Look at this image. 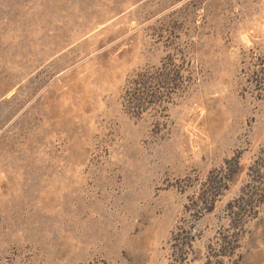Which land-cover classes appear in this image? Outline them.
Returning a JSON list of instances; mask_svg holds the SVG:
<instances>
[{"label": "rangeland", "instance_id": "rangeland-1", "mask_svg": "<svg viewBox=\"0 0 264 264\" xmlns=\"http://www.w3.org/2000/svg\"><path fill=\"white\" fill-rule=\"evenodd\" d=\"M254 180L264 0H0V264H264Z\"/></svg>", "mask_w": 264, "mask_h": 264}, {"label": "trees", "instance_id": "trees-1", "mask_svg": "<svg viewBox=\"0 0 264 264\" xmlns=\"http://www.w3.org/2000/svg\"><path fill=\"white\" fill-rule=\"evenodd\" d=\"M246 188H247V191L250 190V194L248 195L246 199L245 197H246L247 191L244 192L243 195H240V200L238 199L234 203L235 205H233L232 203H229L228 205L229 208H233V206L236 207L237 211H232V215L233 216L238 215L239 219H242L241 216L245 215L246 213H250V211H252L251 214H256L257 211H256L255 206L260 207L264 210V188L257 185L255 180H254V183L252 182L251 184L248 182L246 185ZM212 193L216 195V193H218V188L215 187ZM239 226H240V221L233 225V227H236V228ZM187 245H191V244L187 241L180 243V247H178L180 255L175 256L176 261L178 260L179 262H182L186 260V257H187L186 256L187 255L186 246ZM219 246H220L219 249H212L211 247L212 256H218L219 252H220V255H223V256H229V257L233 256L235 254L236 248L239 247L238 238L231 237L229 241H224ZM239 258H240V255H239ZM218 262L222 264L220 261ZM204 264H213V263L207 260L205 261Z\"/></svg>", "mask_w": 264, "mask_h": 264}]
</instances>
